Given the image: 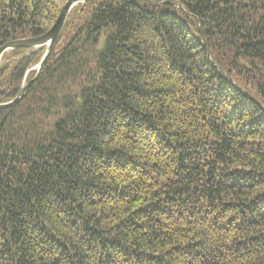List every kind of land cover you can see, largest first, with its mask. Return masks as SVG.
Here are the masks:
<instances>
[{"label": "trees", "instance_id": "16d2710c", "mask_svg": "<svg viewBox=\"0 0 264 264\" xmlns=\"http://www.w3.org/2000/svg\"><path fill=\"white\" fill-rule=\"evenodd\" d=\"M44 51L0 59V264H264V0H87Z\"/></svg>", "mask_w": 264, "mask_h": 264}, {"label": "water", "instance_id": "95a60500", "mask_svg": "<svg viewBox=\"0 0 264 264\" xmlns=\"http://www.w3.org/2000/svg\"><path fill=\"white\" fill-rule=\"evenodd\" d=\"M85 1L87 0H66V2L61 7L59 14L57 15L54 23L44 34L38 37L15 39L6 42L2 46H0V59L4 52L14 48L25 47L34 51L41 47H45V51L39 63L34 67V69L35 68L37 69V74H38L40 69L45 65L48 55L51 52L53 45L55 43V40L58 37L60 31L62 30L67 14L75 5L79 3H83ZM26 89H27V85L21 87L18 95L13 100L0 104V107H5L16 102L24 94Z\"/></svg>", "mask_w": 264, "mask_h": 264}, {"label": "rangeland", "instance_id": "374dc122", "mask_svg": "<svg viewBox=\"0 0 264 264\" xmlns=\"http://www.w3.org/2000/svg\"><path fill=\"white\" fill-rule=\"evenodd\" d=\"M35 66H36V65H35ZM35 66H34V67H35ZM34 67H33V68H34Z\"/></svg>", "mask_w": 264, "mask_h": 264}]
</instances>
